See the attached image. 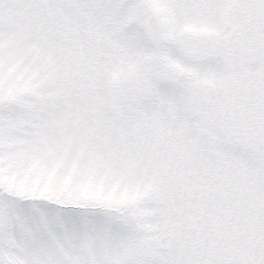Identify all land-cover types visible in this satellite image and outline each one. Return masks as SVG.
I'll list each match as a JSON object with an SVG mask.
<instances>
[{"label": "snow or ice", "instance_id": "1", "mask_svg": "<svg viewBox=\"0 0 264 264\" xmlns=\"http://www.w3.org/2000/svg\"><path fill=\"white\" fill-rule=\"evenodd\" d=\"M0 264H264V0H0Z\"/></svg>", "mask_w": 264, "mask_h": 264}]
</instances>
